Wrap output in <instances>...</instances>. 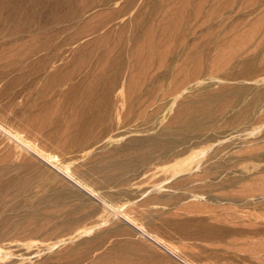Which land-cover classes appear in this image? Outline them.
Masks as SVG:
<instances>
[{"label": "rangeland", "instance_id": "obj_1", "mask_svg": "<svg viewBox=\"0 0 264 264\" xmlns=\"http://www.w3.org/2000/svg\"><path fill=\"white\" fill-rule=\"evenodd\" d=\"M120 216L264 264V0H0V264H184Z\"/></svg>", "mask_w": 264, "mask_h": 264}, {"label": "bare ground", "instance_id": "obj_2", "mask_svg": "<svg viewBox=\"0 0 264 264\" xmlns=\"http://www.w3.org/2000/svg\"><path fill=\"white\" fill-rule=\"evenodd\" d=\"M6 130V129H5ZM4 130V131H5ZM6 133H8L7 131H5ZM10 132V131H9ZM5 133V134H6ZM9 134V133H8ZM14 138V137H13ZM18 141V140H17ZM20 141V140H19ZM23 142V141H22ZM21 142V143H22ZM18 143H20V142H18ZM20 143V144H21ZM25 145H28V144H23V146H25ZM22 146V147H23ZM25 147H27V146H25ZM25 147H24V149H25ZM27 149H29L28 151H32V153H34L36 156H38L40 159H42V161H45L47 164H49L50 166H52L54 169H56V171H58L60 174H62L64 177H66L67 179H69V180H71L72 182H74L76 185H78V187H80L81 189H83L84 191H86L87 193H89L90 195H93L94 196V194L91 192V191H89L86 187H84V186H82L81 184H78V182H76L75 180H73L72 178H70V176L69 175H67L65 172H63L62 170H60L59 168H57V167H55L53 164H51L47 159H45L43 156H41V154H39V152L37 153V152H35L34 150H32L31 148H27ZM26 149V150H27ZM31 153V152H30ZM182 165V164H181ZM186 167V166H185ZM95 197V196H94ZM105 204V203H104ZM109 207V206H108ZM113 210V209H112ZM114 211V210H113ZM116 214L118 213V212H115ZM120 213V212H119ZM122 213V212H121ZM120 213V214H121ZM123 214V213H122ZM120 217H123L124 218V220H126L128 223H130L132 226H134L135 228H137L139 231H141L142 233H145L146 234V237H148L149 239H151L152 241H154V242H156L158 245H160L163 249H165L166 251H168L171 255H173V256H175V257H177L180 261H182L184 264H190V263H188V262H186V261H184L183 259H181V258H179V256L178 255H176L175 253H174V251H172V250H170L166 245H164L161 241H159L156 237H154V235H152V234H150L149 232H145L143 229H141V228H139L138 226H136L133 222H131L129 219H127V218H125V216H120Z\"/></svg>", "mask_w": 264, "mask_h": 264}]
</instances>
